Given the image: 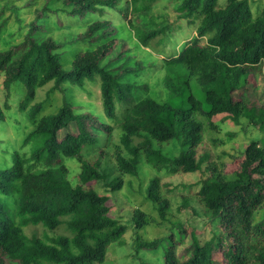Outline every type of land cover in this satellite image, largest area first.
<instances>
[{"label": "trees", "instance_id": "trees-1", "mask_svg": "<svg viewBox=\"0 0 264 264\" xmlns=\"http://www.w3.org/2000/svg\"><path fill=\"white\" fill-rule=\"evenodd\" d=\"M48 1L60 3L59 8L71 16H86L105 9L122 13L127 6L130 12H137L155 0ZM47 10L42 9L33 25L42 23V14ZM178 11L186 20L198 18L196 36L176 56L164 60L167 96L162 102L146 95V85L124 80L140 70L138 62L127 66L131 58L126 51L109 59L116 39L107 40L114 31L109 30L106 20L90 23L77 36V41H88L93 47L75 53L67 69L59 53L63 44L49 36L43 38L35 32L37 26L30 25L19 43L0 50L3 85L8 90L15 82L24 84L26 94L19 106L24 110L36 89L51 81L54 88L67 83L77 89L97 82L105 119L117 121V108H122L118 120L120 143L113 153L120 174L135 175L140 156L156 171H201L208 156L197 158L196 149L205 126L216 129L214 116L226 114L234 122L244 117L256 127H264V104L257 107L245 97L251 79L256 87L254 77L264 76V8L254 17L249 0H226L224 6L218 0H181ZM160 32L136 33V38L147 45ZM202 38L205 44L200 43ZM118 59L123 60L121 65L111 68ZM41 107L37 104L28 114L33 127L21 143V147L31 146L29 157L13 152L11 165L0 169V264H103L108 246L119 243L127 227L109 216L106 195L84 188L102 175L100 163L84 160L82 150L96 143L94 130L109 134L112 127L100 117L79 112L66 98L55 113L36 119L35 113ZM1 120L4 112L0 105ZM71 124L75 132H68ZM60 131L67 133L59 138ZM135 138L142 141L134 144ZM173 140L181 145L175 157L165 156L153 147V141L162 144ZM62 157L77 158L80 163L79 183L75 186L68 181ZM206 168L209 175L200 181L197 195L212 217L219 220L231 244L225 246L215 237L200 244L192 231L190 245L181 255L185 258L180 259L170 236L162 264H215V249L220 250L226 264H264V217L259 223L253 219L264 203V148L251 141L238 169L231 173L218 171L213 163H207ZM121 186V178L112 179L111 190ZM146 197L165 219L169 201L160 195L158 177L149 180ZM65 217H70L65 221L70 237L59 236L47 243L37 237L28 238L22 231L27 225L38 224L54 230ZM131 221L136 230L142 229L146 215L136 209ZM135 243L137 248L154 250L160 240L146 241L137 236Z\"/></svg>", "mask_w": 264, "mask_h": 264}, {"label": "rangeland", "instance_id": "rangeland-1", "mask_svg": "<svg viewBox=\"0 0 264 264\" xmlns=\"http://www.w3.org/2000/svg\"><path fill=\"white\" fill-rule=\"evenodd\" d=\"M181 0H155L147 5V8L130 12V6L124 12L105 9L102 13H89L86 16H71L65 10H61L60 3L48 0H0V50L6 49L10 44L19 43L30 30V25L43 8H48L42 14V23L37 24L36 33L43 38L49 36L63 44L60 55L63 57L64 67H69L70 60L77 52L92 48L88 41H77L87 26L97 20L109 22V30L114 35L107 39L115 38L116 47L109 59H116L117 54L126 51V56L131 59L127 66L133 67L140 64L138 73L126 75L124 80H130L139 86L146 85V95L162 102L167 96L163 86L164 60L176 56L179 51L196 36L198 18L186 20L178 11ZM220 6H224L226 0H218ZM253 16H257L264 8V0H249ZM41 17V16H40ZM34 22V23H33ZM160 34L142 45L136 38V33H148L159 31ZM112 39V40H113ZM164 39L161 43L160 40ZM167 46L165 47L164 45ZM205 44V38L200 41ZM123 60H116L113 65H121ZM252 83L246 88V98L255 106L264 104V76L257 74ZM98 83H87L84 89H77L65 83L60 88H54L53 81L36 89L33 99L29 100L24 110L19 106L25 98L26 89L23 83L15 82L5 89L3 75L0 74V105L4 112V120L0 121V169L7 168L12 163L11 155L19 152L28 158L31 146L21 147L26 134L31 131L33 125L28 119V114L33 107L41 103L42 107L35 113V118L53 114L61 106L63 98H66L73 108L82 113H91L100 117L103 123L111 125L109 134L94 130L96 143L88 145L82 150V158L90 163L98 161L99 171L102 177L84 188H93L98 194L108 197L109 216L127 227V231L121 241L110 244L107 248L103 264H162L163 251L168 245L171 236L176 253L180 259L185 248L190 245V233L196 232V238L200 244L215 237L222 240L225 246L231 244V240L220 228L219 220L212 217L211 213L202 205L197 192L200 181L209 175L207 163H213L218 171L224 169L231 173L238 169L242 154L251 141H256L264 148V127L259 128L251 124L246 118L240 117L234 122L230 116L219 114L212 118L216 129L205 126L201 144L197 147V158L202 155L208 158L202 163L201 171L194 173H169L166 169L156 171L139 157L137 172L135 175L120 174L114 160L115 145L119 144L121 109L117 108V121H107L100 106V96L97 89ZM141 90V94H145ZM119 109V110H118ZM68 132H75L72 124ZM66 131H60L61 138ZM142 141L135 138L134 144ZM153 147L159 149L165 156L175 157L181 150L178 140L159 144L153 141ZM62 164L68 170L67 178L72 186L79 183L80 163L77 158L62 157ZM11 165V164H10ZM7 166V167H6ZM40 168V167H36ZM121 178L122 186L118 190H111V181ZM152 177L160 179V195L169 201V208L165 219L158 215L155 205L146 197V188ZM140 210L146 215L147 223L142 229L136 230L131 221L134 210ZM264 217V203L254 213V222L259 223ZM54 230L42 225H27L22 228L26 237H37L47 243L52 238L59 236H71L65 221ZM152 241L159 239L160 244L154 250L137 248L135 238ZM222 237V239H220ZM215 264H226L218 249L214 250ZM97 264V263H90Z\"/></svg>", "mask_w": 264, "mask_h": 264}]
</instances>
